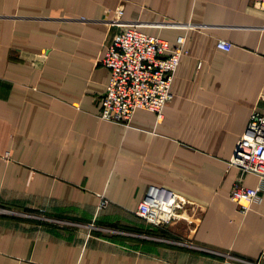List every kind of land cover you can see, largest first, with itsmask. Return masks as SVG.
<instances>
[{"label": "crops", "instance_id": "crops-1", "mask_svg": "<svg viewBox=\"0 0 264 264\" xmlns=\"http://www.w3.org/2000/svg\"><path fill=\"white\" fill-rule=\"evenodd\" d=\"M128 24L183 36L187 54L161 119L138 108L125 126L98 111L105 44ZM253 110L264 10L250 0H0V264L257 259L264 190L246 213L228 196L237 178L258 183L228 164ZM149 185L176 195L159 224L134 213Z\"/></svg>", "mask_w": 264, "mask_h": 264}, {"label": "built area", "instance_id": "built-area-1", "mask_svg": "<svg viewBox=\"0 0 264 264\" xmlns=\"http://www.w3.org/2000/svg\"><path fill=\"white\" fill-rule=\"evenodd\" d=\"M264 10V0H250ZM122 11L117 10V15ZM120 23V21H118ZM121 24V23H120ZM230 41L218 39L216 47L228 51ZM187 54L184 37L178 36L174 43L148 34L133 25H124L105 44L100 63L109 70L105 91L100 98L98 116L102 119L130 125L134 111L138 108L162 117L165 102L171 98V83L181 55ZM228 164L242 172H251L258 177V183L249 187L237 178L229 189L228 196L241 213H246L252 202L261 198L264 190V114L253 110L249 120L237 139ZM176 195L171 191L149 185L138 202L135 215L151 224L164 222L172 215ZM107 204L100 197L98 207ZM0 206V213L8 212ZM244 264H264V247L257 259L243 260ZM221 264H242L224 258Z\"/></svg>", "mask_w": 264, "mask_h": 264}]
</instances>
